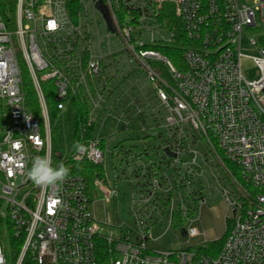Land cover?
I'll use <instances>...</instances> for the list:
<instances>
[{
    "label": "built area",
    "instance_id": "built-area-1",
    "mask_svg": "<svg viewBox=\"0 0 264 264\" xmlns=\"http://www.w3.org/2000/svg\"><path fill=\"white\" fill-rule=\"evenodd\" d=\"M108 8L115 30L98 8ZM172 4L183 23L189 44L183 46L184 69L165 55L141 46L158 41L171 42L173 27L161 20L165 4ZM257 12L264 21V0H15L13 22L0 12V216L10 221L14 248L0 238V264H100L105 246L110 264H264V47L248 34L257 26ZM104 21L108 34L100 37L98 48L91 45L90 24ZM157 28L171 30L169 39L156 37ZM148 33L150 41L142 36ZM258 49L253 56L241 51L242 39ZM116 38L122 47L105 49ZM124 54L128 69L119 68ZM243 57H250L258 76L248 79L241 69ZM147 71L161 103L167 110L165 127L166 166L150 164L154 174L151 189L141 194L146 209L134 212L136 226L123 228L100 221L94 214L95 199L117 195L96 174L92 183L72 172L73 162L105 161V146L113 137H103L111 109L107 100L115 80L136 71L133 61ZM161 62L169 72L165 78L151 63ZM31 78L38 117L29 110L23 88L21 64ZM107 68H111L108 74ZM51 82L50 86L45 83ZM51 95L63 116L71 108L87 109L84 140L73 146L66 137L54 158ZM155 118V124H159ZM124 127V126H123ZM122 127L119 128V130ZM125 128V127H124ZM201 139L207 150L225 169L234 191H224L232 211L228 234L217 254L195 249L158 253L148 248L152 238L153 213L167 215L173 226L175 213L184 224L192 223L198 209L207 203L193 183L209 162L197 149ZM222 156L238 173L229 170ZM47 154L53 166L69 169L59 185L44 187L26 178L35 158ZM137 174L136 171L133 172ZM158 190L166 193L162 206ZM185 229V228H183ZM186 236L198 235L195 227Z\"/></svg>",
    "mask_w": 264,
    "mask_h": 264
},
{
    "label": "rangeland",
    "instance_id": "rangeland-1",
    "mask_svg": "<svg viewBox=\"0 0 264 264\" xmlns=\"http://www.w3.org/2000/svg\"><path fill=\"white\" fill-rule=\"evenodd\" d=\"M262 14L257 12V26L248 30L250 36L260 38L264 36V21ZM99 22L90 24L92 30L91 45L93 51L98 48L100 37L108 34L107 27L99 16ZM156 37L169 39L171 30L157 28ZM144 41H150L148 33L142 36ZM122 44L116 39H111L105 49L116 51ZM241 51L244 55L253 56L258 49L250 44L248 35L242 39ZM122 54L119 60V68L125 71L128 69V61ZM136 71H131L124 78L115 80V89L107 100V107L111 109L107 123L101 129L104 137L109 139L105 146V182L117 195L106 200L102 196L95 199L94 214L100 221H107L111 225L133 228L136 226L134 210H145L144 204L138 205L132 200H140L142 193L151 189L153 172L150 168L152 162L156 166L164 168L167 157L163 156L162 142L168 138L167 131L163 124L167 110L161 103L149 75L143 66L139 67L138 62L133 61ZM157 65H160L159 63ZM241 69L248 79L258 76V68L250 57H243ZM111 74V68L106 71ZM160 119L155 124V118ZM125 129L119 130L120 127ZM4 133L0 131V141ZM60 145L65 139H57ZM197 149L203 151L209 166H204L203 173L193 183V188H200L207 198V203L202 205L195 214L196 220L186 223L182 227H169V219L166 216L159 217V213H153L155 221L152 229V238L147 242L149 249L158 253H165L170 250L195 249L191 246L202 245L205 240H216L224 235L227 228V221L233 216L225 197L224 191H234V186L228 177L225 169L217 162L214 156L207 150L201 139L197 141ZM130 152V153H129ZM136 171L137 174L133 172ZM166 193L158 190L157 203L162 206ZM195 227L198 235L183 236L182 229ZM10 235L5 226L1 234V240L5 246L10 245ZM13 258L8 256V264H13Z\"/></svg>",
    "mask_w": 264,
    "mask_h": 264
},
{
    "label": "trees",
    "instance_id": "trees-1",
    "mask_svg": "<svg viewBox=\"0 0 264 264\" xmlns=\"http://www.w3.org/2000/svg\"><path fill=\"white\" fill-rule=\"evenodd\" d=\"M0 12L8 20L13 22V18L15 17V0H0ZM160 18L161 20L165 19L167 21V24L173 27V29L175 30V36L173 40L170 43L164 41H158L152 44L147 43L141 46L140 49L156 50L161 54L167 56L177 68L182 70L186 67V63L183 58L182 47L189 44L187 38L185 37L183 23L177 16H175L174 7L170 3L165 4L163 6ZM259 42L264 47V36L260 37ZM151 63L154 65V67L157 68L159 72H161V74L165 78L170 79L168 70L161 62L151 61ZM158 63L160 65H157ZM21 72L23 77V88L25 91V95L27 96V100L33 104L31 107H29V110L33 111L39 117L40 109L37 106V96L35 94V90L31 82L29 73L26 69V66L23 63L21 64ZM50 85L51 82L45 83V86H50ZM48 101L50 103L49 113L54 127L53 130V143L55 147L54 158L58 159L59 158L58 149L60 148V144L57 141L58 138L66 137V139L69 142H71L73 146H76L84 140L83 127H86L87 134L91 135L94 129V125L87 127L86 124L87 109L73 107L66 114L62 116L60 114V110L55 106L53 102L54 100L51 97V95L48 96ZM121 129H125V128L122 127ZM165 141L166 140H163L162 142V146H161L162 148H164ZM162 152H163V156H165V152L164 151ZM218 152L221 158L224 160L226 167L231 171L233 170L237 174L238 173L237 168H235L230 162H228L222 156L220 151ZM72 172L76 174L84 175L88 179V182L92 183L93 180L96 178V174H98V176L105 174V168L103 164H95L87 160H83V161L73 162ZM1 205L2 202L0 200V207ZM229 224H230V220L227 221L226 231L224 235H222L220 238L216 240H205L202 245H194L191 247L195 248V250L203 254H217L220 248L222 247L225 238L228 234ZM173 225L174 227L185 226L184 219L181 218V215L178 212L175 213ZM5 226L9 231L10 246L14 248L17 242L12 235L10 221L0 216V238ZM100 264H110L109 255L104 245H102L100 250Z\"/></svg>",
    "mask_w": 264,
    "mask_h": 264
},
{
    "label": "clouds",
    "instance_id": "clouds-1",
    "mask_svg": "<svg viewBox=\"0 0 264 264\" xmlns=\"http://www.w3.org/2000/svg\"><path fill=\"white\" fill-rule=\"evenodd\" d=\"M69 175V169L65 166H53L50 157L45 154L35 158L26 178L36 185L51 187L61 184Z\"/></svg>",
    "mask_w": 264,
    "mask_h": 264
},
{
    "label": "water",
    "instance_id": "water-1",
    "mask_svg": "<svg viewBox=\"0 0 264 264\" xmlns=\"http://www.w3.org/2000/svg\"><path fill=\"white\" fill-rule=\"evenodd\" d=\"M97 6L98 8L101 10V12L103 13L107 23H108V26H109V29L111 31H114L115 30V27H114V23L112 21V18H111V15H110V12L107 8V6L102 2V1H99L97 3ZM165 152L173 157L176 156V154L172 153L169 148H165ZM182 235L183 236H186V230L185 229H182Z\"/></svg>",
    "mask_w": 264,
    "mask_h": 264
}]
</instances>
